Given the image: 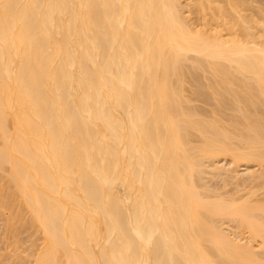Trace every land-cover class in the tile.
<instances>
[{"label":"bare ground","instance_id":"6f19581e","mask_svg":"<svg viewBox=\"0 0 264 264\" xmlns=\"http://www.w3.org/2000/svg\"><path fill=\"white\" fill-rule=\"evenodd\" d=\"M6 211L29 264H264V0H0Z\"/></svg>","mask_w":264,"mask_h":264},{"label":"rangeland","instance_id":"374dc122","mask_svg":"<svg viewBox=\"0 0 264 264\" xmlns=\"http://www.w3.org/2000/svg\"><path fill=\"white\" fill-rule=\"evenodd\" d=\"M257 4H259V3H255V5H257ZM258 6V5H257ZM188 85L190 84V83H187ZM186 87H191V86H187L186 85ZM188 94H189V91H188ZM195 103V102H194ZM197 103V102H196ZM223 162V161H222ZM221 162V164H225V163H222ZM226 166H228L229 168H230V165H225V167ZM241 171H243L242 173H241V171H239L242 175L244 174V170H246L243 166L241 167V168H239ZM228 170H230V169H228ZM228 170H226V171H228ZM225 171V170H224ZM226 171L224 172L225 173V175H226ZM230 173H232L231 171H230ZM229 172H227V175H229L230 174ZM222 174H223V172H222ZM222 174H220L219 176H216V177H212L213 176V174H210V176H206L207 177V179L209 180V182L208 181H206L207 183H208V185H210L209 183H211L213 186L215 185V182H217L216 183V185L217 186H214L215 187V189L217 188L218 189V187H219V189H221V187H223V191H225L224 189H225V187H227V186H224L225 185V183L226 184H228L229 185V183L230 182H232V183H235V182H237L238 181V184L239 185H241L240 187H238L239 188V190L237 189V183H236V185L234 186V184H232V183H230V185L227 187V189H226V193H228V191L230 190V191H234L235 190V188L237 189L236 191H234V192H232V193H234L235 194V192H237L236 194H238V193H240L241 194V192L242 191H240V190H242L243 188H245V187H243L242 189H240L242 186H244V184L241 182V181H239L240 179L242 180V177H240L241 176V174H240V176H238V178H239V180L237 179V180H230L229 178H228V182H221V181H223V178H224V174L222 175ZM233 174V173H232ZM234 175V174H233ZM239 175V174H238ZM223 176V177H222ZM230 176L232 177V175L230 174ZM245 176H246V174H245ZM244 176V177H245ZM221 177H222V180H221ZM227 177H229V176H227ZM230 177V178H231ZM243 177V178H244ZM220 179V180H219ZM227 179V178H226ZM225 181V180H224ZM234 181V182H233ZM214 182V183H213ZM240 182V183H239ZM223 183V184H222ZM220 184V185H219ZM222 184V185H221ZM231 184H232V186H231ZM212 185L211 186H209V187H211V188H213L212 187ZM247 186V185H246ZM232 187V188H231ZM247 189H248V187H246ZM250 188V187H249ZM214 189V188H213ZM218 189V190H219ZM231 189H233V190H231ZM247 189H243L244 191L246 190L247 191ZM219 191H221V190H219ZM240 191V192H239ZM243 191V192H244ZM222 192V191H221ZM242 192V193H243ZM223 193V192H222ZM226 193H224V195H226ZM231 194V193H230ZM229 195V194H228ZM7 212L8 211H6L4 214H5V217H4V214L2 215V213L0 214L1 216H2V219H0V222H2L3 220L5 221V218H6V215H7ZM8 214H9V212H8ZM3 217H4V219H3ZM1 218V217H0ZM5 223V222H4ZM4 223H1V227H0V229L4 226ZM2 224H3V226H2ZM19 225H21V226H17V224L15 225L16 227H20L19 229L17 228V231L19 232V234H18V232L16 231V233L13 235V234H11V236L9 235V237L7 236L6 237V239H8V240H10L9 242L6 240V239H4V237H2L3 235H5V233H6V231H5V229H4V227L0 230L1 232H0V264H1V262L3 263V264H29L30 263V260H28L29 258H31L32 256L30 255V254H33V252L34 251H32V249H37V247L39 248V244H41V238H40V236H38L37 237V233H34V235H33V230L35 231V229H32L31 227H29V228H31V229H27V227L25 228L24 226H22L23 224H19ZM21 227H23V228H21ZM25 228V229H24ZM3 229H4V232H3ZM22 229H23V233H22ZM27 229V230H26ZM20 230V231H19ZM26 230V231H25ZM29 230H32V231H29ZM25 231V232H24ZM21 232V233H20ZM28 232V233H27ZM4 233V234H3ZM3 234V235H2ZM7 235V234H6ZM5 235V236H6ZM13 235V236H12ZM16 235V237L17 238H14V236ZM18 235V236H17ZM32 235V236H31ZM26 236V237H25ZM33 236H35V237H33ZM23 237V238H22ZM11 238V239H10ZM14 238V239H13ZM25 238V239H24ZM34 238V239H33ZM33 239V241H31ZM2 240H3V242H2ZM6 240V241H5ZM19 242H17V241ZM36 240V241H35ZM5 241V242H4ZM12 241V242H11ZM14 241V242H13ZM40 241V242H39ZM29 242H31V244H33L32 242H34L35 243V245H36V247H35V245H33L34 246V248H31V247H33V246H30L31 244L29 243ZM39 242V243H38ZM3 243V244H2ZM7 243V244H6ZM16 243V244H15ZM28 243H29V245H28ZM9 244V245H8ZM19 244V245H18ZM25 245V247H23L24 245ZM38 244V245H37ZM17 245V246H16ZM21 245H22V247H21ZM4 246V247H3ZM9 246V247H8ZM16 246V247H15ZM20 246V247H19ZM27 246V247H26ZM18 247H19V249H18ZM30 247V248H29ZM9 248V249H8ZM11 248V249H10ZM17 248V249H16ZM20 248L21 249H23V250H20ZM25 248V249H24ZM7 249L8 250H10V251H8L7 252ZM6 250V251H5ZM28 250V251H27ZM3 251V252H2ZM16 251V252H15ZM21 251V253H20V255L18 256V252H20ZM23 251V252H22ZM29 253V254H26V253ZM5 253H7V254H5ZM17 253V254H16ZM4 254V255H3ZM10 254V255H9ZM15 254H16V256H15ZM22 254V255H21ZM25 256H24V255ZM7 255H8V257H9V262H8V257H7ZM27 255V256H26ZM11 256V257H10ZM15 256V257H14ZM20 257L18 260H16V257ZM14 257V258H13ZM2 258V259H1ZM14 259V261L13 262H11L10 263V261H12ZM26 260V261H25ZM29 261V262H28Z\"/></svg>","mask_w":264,"mask_h":264}]
</instances>
